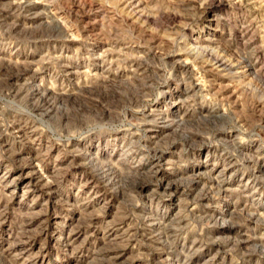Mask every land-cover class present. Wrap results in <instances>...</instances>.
Returning <instances> with one entry per match:
<instances>
[{
    "label": "rangeland",
    "instance_id": "1",
    "mask_svg": "<svg viewBox=\"0 0 264 264\" xmlns=\"http://www.w3.org/2000/svg\"><path fill=\"white\" fill-rule=\"evenodd\" d=\"M0 264H264V0H0Z\"/></svg>",
    "mask_w": 264,
    "mask_h": 264
}]
</instances>
